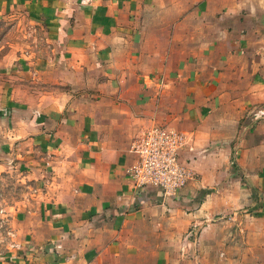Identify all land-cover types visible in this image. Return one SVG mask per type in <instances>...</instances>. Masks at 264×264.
<instances>
[{
  "label": "crops",
  "instance_id": "crops-1",
  "mask_svg": "<svg viewBox=\"0 0 264 264\" xmlns=\"http://www.w3.org/2000/svg\"><path fill=\"white\" fill-rule=\"evenodd\" d=\"M16 13L35 27L0 49V264H264V0H0V30ZM154 124L189 139L176 198L126 176Z\"/></svg>",
  "mask_w": 264,
  "mask_h": 264
},
{
  "label": "built area",
  "instance_id": "built-area-1",
  "mask_svg": "<svg viewBox=\"0 0 264 264\" xmlns=\"http://www.w3.org/2000/svg\"><path fill=\"white\" fill-rule=\"evenodd\" d=\"M188 150L189 139L184 133L154 124L133 140L131 152L135 162L126 169V176L136 190L156 189L176 198L194 177L191 160L186 155ZM14 238L0 204V256L17 247Z\"/></svg>",
  "mask_w": 264,
  "mask_h": 264
},
{
  "label": "rangeland",
  "instance_id": "rangeland-1",
  "mask_svg": "<svg viewBox=\"0 0 264 264\" xmlns=\"http://www.w3.org/2000/svg\"><path fill=\"white\" fill-rule=\"evenodd\" d=\"M7 21H8L7 26H4L2 30H0V32L4 30L3 33L6 36L8 35L7 37H4L5 38L4 40L0 34V49L4 47L3 48V51H4V49H7V47H10L12 44L16 45L20 41L28 42L29 44H26V47H32L33 42H32V37L30 36V33H32V31L34 30L33 28L35 27V25L31 24V22H28L23 16L18 18L17 13L11 16ZM41 33L42 34H40V32L37 31V33L35 34H40L38 35L39 42L41 43L40 47H42L41 50L45 51L46 47L44 46V41L43 40L40 41V38L44 35L43 34L44 32L41 31ZM34 44L38 45V43H35V42ZM0 54H1V50H0ZM7 188H8V193L6 194V199L7 201L9 200L7 203L11 205L13 204L14 198H16L14 196H16L18 192H16L17 190L11 184Z\"/></svg>",
  "mask_w": 264,
  "mask_h": 264
}]
</instances>
